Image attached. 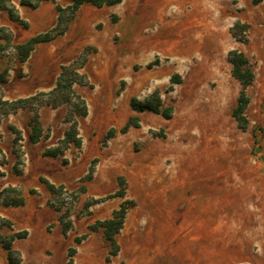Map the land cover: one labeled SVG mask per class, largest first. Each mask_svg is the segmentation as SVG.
Listing matches in <instances>:
<instances>
[{"label":"rangeland","instance_id":"obj_1","mask_svg":"<svg viewBox=\"0 0 264 264\" xmlns=\"http://www.w3.org/2000/svg\"><path fill=\"white\" fill-rule=\"evenodd\" d=\"M11 1L28 27L0 10V236L32 226L33 236L13 242L21 264H66L71 247L74 264H264V0L86 7L25 61L16 45L54 27L57 4L71 1L36 8ZM238 21L249 24L247 32L234 30ZM232 49L242 50L255 71L246 128L233 115L241 84L232 75ZM63 66L81 75L74 89L86 100V116L77 115L75 99L56 108L45 103H54L49 92ZM35 76L46 80L43 88L20 96ZM155 91L174 107L170 119L132 110L133 97L144 102ZM19 98L29 99L16 111L2 103ZM44 109L43 135L32 143L30 121ZM131 116L139 125L123 133ZM72 119L82 147L45 155L64 147ZM13 127L21 131L17 144ZM111 129L115 134L104 143ZM121 178L126 195L109 198ZM44 179L64 188L52 193ZM14 187L23 205L15 202ZM125 200L135 205L116 235L120 251L107 262L104 231L90 226ZM0 264H10L1 245Z\"/></svg>","mask_w":264,"mask_h":264},{"label":"trees","instance_id":"obj_2","mask_svg":"<svg viewBox=\"0 0 264 264\" xmlns=\"http://www.w3.org/2000/svg\"><path fill=\"white\" fill-rule=\"evenodd\" d=\"M43 1H52V0H20V3L25 6L36 8L38 5ZM71 3L66 7H62L59 4H57V9L60 12V18L58 23L50 28L47 31L40 32L30 38H28L25 42H22L20 44L16 45V50L18 51V54L20 55V58L22 61H25L29 58L31 52L35 49V47L44 42H49L54 40L60 35H63L65 33V30L67 29V24L74 19L77 12L79 11L80 7L85 3H90L98 7L103 6H113L120 4L122 0H70ZM255 3H257V0H254ZM0 10H6L8 11L11 19L14 21L20 22L24 24L25 27H28V23L23 20L19 13L18 9L15 5L12 4L11 0H0ZM65 10L69 11V16L66 19H63V16H61ZM64 25V26H63ZM238 28L241 29L243 32H247L249 29V24H241L239 21L236 22L234 25V30ZM246 38L243 39L245 41ZM229 57L233 64L232 67V75L240 82L241 84V90L238 97V104L236 108L233 111L234 117L237 119V121L240 124L241 128H246L248 124V117L246 115V110L250 104V96L248 95V88L253 84L255 80V71L253 67V63L250 60V58L239 49H232L229 51ZM73 67V66H71ZM71 67L63 66L62 72L58 78L57 84L55 88L49 92V95H54L55 99L54 103H51L50 101L45 102L47 105H52L54 108L58 107L62 103H69L73 99L78 101L80 103V111L77 114L78 116H86L88 113V107L85 98L83 95L78 93L74 89V83L77 82L81 75L78 72V69L74 68L71 69ZM32 98L37 99L35 96H32ZM29 98H19L15 101H7L2 100V103L4 105L11 106V109L13 111H16L20 108H24L27 106L25 102H27ZM43 104V103H42ZM131 108L134 111H145L149 110L156 114L162 115L166 119H170L174 113V107L172 105H165L162 101V98L160 96V93L158 91H155L151 94L149 98H147L144 102L140 101L138 98L133 97L131 100ZM137 116H131L125 126L121 129L123 133H125L129 127L131 126H137L139 125ZM31 132L29 134V139L32 143H37L40 141L42 135H43V125L40 120V114L38 112H35L31 121ZM13 132L16 134V137L14 139V144L19 143L20 140H22L21 131L13 127ZM115 134L114 129H111L104 137L103 142L107 143V141L112 138ZM64 144V147H56V148H50L45 151V155L49 156H58L64 154V151L69 147V145L73 144L77 148L82 147V137L80 135L79 130V123L77 119H72L70 122V127L65 131L64 138L62 139V142ZM94 171L93 166L90 168V174H92ZM45 184L47 185L48 189L52 193H56L58 190L63 189L64 187L62 185L56 186L49 180L44 179L43 180ZM120 188L113 194H110L108 197H124L127 193V182L124 179H120ZM12 191L15 195L18 196V199L15 200V202L18 205H23L25 203L24 198L20 195V190L18 188H12ZM135 205V201L133 200H125L123 201L118 209H115L113 211V214L110 218L104 219V220H97L94 224L90 226L91 231H98L99 229H103L104 236L106 240L108 241L110 245V249L107 255V262H110L112 260V257L116 256L120 251V245L117 241L116 235L120 232V230L124 226L125 217L130 208H132ZM12 224L10 223V226ZM70 222L66 223L64 225V229L68 230L70 227ZM28 235L27 230H21L17 232H13L7 237L0 236V245L6 250L7 257L10 264H21V258L18 259L17 256H20V252L16 250L13 247V242L16 239L25 238ZM86 235H84L81 238H76V242H80L82 239L85 238ZM77 252V249L74 247H71L69 249L68 253V260L66 264H74V256Z\"/></svg>","mask_w":264,"mask_h":264},{"label":"crops","instance_id":"obj_3","mask_svg":"<svg viewBox=\"0 0 264 264\" xmlns=\"http://www.w3.org/2000/svg\"><path fill=\"white\" fill-rule=\"evenodd\" d=\"M183 2H186L185 0L183 1ZM93 6H95V5H93V4H90V3H85V4H83L81 7H80V9H79V11L78 12H80L81 13V11L83 10V9H85L86 7H93ZM114 6V5H113ZM104 7V6H103ZM66 35H67V33H66ZM41 44V43H40ZM50 81V80H49ZM46 82V80L45 79H43V78H41V77H34L33 79H31L30 81H28L27 83H25L24 84V86H21L20 87V92H21V95L20 96H24V95H30V94H33V93H35L36 91H38V90H40V89H42L43 88V84ZM48 112V110L47 109H44V110H42L41 112H40V120H41V122H42V125H43V129H44V125H45V121H43V115H45V113H47ZM66 131V130H65ZM44 132V131H43ZM65 133V132H64ZM227 220H229V216H228V214H225V216H224ZM32 226H28V227H26V229L25 230H27L28 231V235L29 236H33V234H34V231H33V234H32V230H30L29 228H31ZM30 231V232H29ZM152 233V232H151ZM150 240H151V242L152 243H157V242H155L154 241V239L151 237L150 238Z\"/></svg>","mask_w":264,"mask_h":264}]
</instances>
